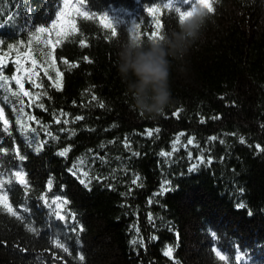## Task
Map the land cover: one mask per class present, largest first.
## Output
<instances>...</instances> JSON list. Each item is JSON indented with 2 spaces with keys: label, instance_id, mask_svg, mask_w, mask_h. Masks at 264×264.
Wrapping results in <instances>:
<instances>
[{
  "label": "trees",
  "instance_id": "trees-1",
  "mask_svg": "<svg viewBox=\"0 0 264 264\" xmlns=\"http://www.w3.org/2000/svg\"><path fill=\"white\" fill-rule=\"evenodd\" d=\"M176 6L0 0V76L16 91L35 59L41 85L24 79L35 103L0 102V195L17 211L0 209V264H264V0H214L201 38L170 58V105L150 118L117 54L176 29ZM18 171L27 183H7Z\"/></svg>",
  "mask_w": 264,
  "mask_h": 264
},
{
  "label": "clouds",
  "instance_id": "clouds-1",
  "mask_svg": "<svg viewBox=\"0 0 264 264\" xmlns=\"http://www.w3.org/2000/svg\"><path fill=\"white\" fill-rule=\"evenodd\" d=\"M184 19L177 16V27L160 38L142 42L129 40L118 51L116 67L126 84L136 111L150 118L163 115L171 103L169 85L172 61L183 60L201 38L209 12L201 0L187 10Z\"/></svg>",
  "mask_w": 264,
  "mask_h": 264
},
{
  "label": "snow or ice",
  "instance_id": "snow-or-ice-1",
  "mask_svg": "<svg viewBox=\"0 0 264 264\" xmlns=\"http://www.w3.org/2000/svg\"><path fill=\"white\" fill-rule=\"evenodd\" d=\"M173 2L177 5L175 7V13L179 14L180 16V19H184L186 18L185 17V13H187V15H191L190 12H187V10H184L182 11L181 10V5L178 4V0H173ZM196 3V0H184V4L185 5H189L190 8ZM201 3L202 5L208 10L209 14H212L214 13L215 11V8H214V0H201ZM67 7V5H65ZM165 7H171L170 4H165ZM149 11H154L153 9H149ZM61 15H63V13H61ZM9 20L11 19V17L8 18ZM0 26H3V24H0ZM107 27H112L111 24L107 25ZM162 25L161 26H158L157 30L154 31L151 36L149 37L150 39H155V38H160L162 36ZM46 29L44 28H40L39 29V32L43 33L45 32ZM111 35H115V28L112 29V32H111ZM134 40H139V37L138 36H134L133 38ZM89 63H91L90 60H88ZM17 65H20L21 64V61L20 59L18 58L17 61H16ZM64 63H68L66 60L64 61ZM31 68L30 69H19L21 72H23V75H15L12 77V79L15 81V84L18 86L17 87V90L16 91H11L10 90V87H9V83H8V80H7V77H3V76H0V102H3L5 104H11L12 101L9 99V96L11 97H15L16 98V104L18 105H23L25 103V101L22 99V98H28V103L29 104H32V103H35L36 101H38L40 99V96L37 94V95H34L32 92L30 91H27L25 90V84H24V79L25 77H27L28 81L30 84L33 85V87H40L41 85L40 84H37L36 83V80L39 79V74L38 72L36 71V68H37V62L35 59H33L31 61ZM53 68H54V64L51 65ZM76 65H72V67H75ZM3 69L0 68V72H2ZM44 71V74L47 76L48 75V70L47 68H44L43 69ZM56 72V80L53 82V85L51 86H54L56 87L58 90H62V73L56 69L55 70ZM35 77V79H34ZM50 80L52 79V77H48ZM97 98L95 97V95L92 96V100H96ZM100 107H104L103 103H101L99 105ZM42 107V105H41ZM61 115H63V113H61ZM3 117V109H0V118ZM29 119H35L34 117H29ZM75 119L77 120H80V119H83V117H76ZM60 121L57 120L56 123H59ZM67 121H65L66 123ZM4 123V126L5 128L3 130H7L6 129V126L8 125V121L7 120H4L3 121ZM17 123H19L21 125V128L23 130H27L23 124L22 121H17ZM35 131V130H33ZM158 131V130H157ZM147 135L151 136L152 135V131L149 130L147 131L146 133ZM213 140L216 139V137H212ZM32 142L33 143H36L37 144V149L36 150H39L40 147H42V144L41 142H39L38 140H36L35 136L32 137ZM221 143H223V141H220ZM243 142V140L241 141ZM189 144L192 143V140H189L188 141ZM128 145L126 144V147ZM259 148V146H257ZM60 156H66L67 155V149L65 151H61L59 153ZM200 161L197 160L196 162L193 163V166L191 168H189V171L191 170H194L195 169V166H196V163H199ZM210 162V161H209ZM79 163H83V161H80ZM83 175L86 177L88 175L87 172H84ZM96 179H100L99 177H97ZM15 180H18L20 183H23V184H26L27 181L26 179L23 177V175L21 174V172H16L13 174V181H7V183H11V182H14ZM82 184L85 183V181L83 179H81L80 181ZM136 181L134 180L133 183H135ZM6 183L5 181H0V187H2V185ZM161 194H163V190L161 192ZM0 209H2L3 211L9 213L10 215L16 217L17 216V211L13 209V207L11 206V204L7 201V197L6 195H0ZM149 222L151 223L152 222V218L149 217ZM75 231V229H73ZM131 243L133 245H137V244H142V240H132ZM59 247V245H57ZM66 251V249H65ZM172 253V250L171 248H169L164 254L165 255H168L170 256ZM217 255L220 257L221 260L225 259L224 256H220L219 253H217ZM80 259L82 260L83 257H80Z\"/></svg>",
  "mask_w": 264,
  "mask_h": 264
},
{
  "label": "rangeland",
  "instance_id": "rangeland-1",
  "mask_svg": "<svg viewBox=\"0 0 264 264\" xmlns=\"http://www.w3.org/2000/svg\"><path fill=\"white\" fill-rule=\"evenodd\" d=\"M54 63H57L56 61H54ZM53 65V64H52ZM58 69L57 66L54 64V68L52 67L51 71H52V79L53 82L56 80V72L55 70ZM59 70V69H58ZM60 71V70H59ZM61 72V71H60Z\"/></svg>",
  "mask_w": 264,
  "mask_h": 264
}]
</instances>
